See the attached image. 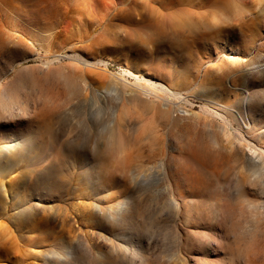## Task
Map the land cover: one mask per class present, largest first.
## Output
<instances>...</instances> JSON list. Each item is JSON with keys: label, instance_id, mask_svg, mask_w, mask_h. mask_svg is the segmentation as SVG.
Masks as SVG:
<instances>
[{"label": "rangeland", "instance_id": "1", "mask_svg": "<svg viewBox=\"0 0 264 264\" xmlns=\"http://www.w3.org/2000/svg\"><path fill=\"white\" fill-rule=\"evenodd\" d=\"M0 264H264V0H0Z\"/></svg>", "mask_w": 264, "mask_h": 264}, {"label": "bare ground", "instance_id": "2", "mask_svg": "<svg viewBox=\"0 0 264 264\" xmlns=\"http://www.w3.org/2000/svg\"><path fill=\"white\" fill-rule=\"evenodd\" d=\"M245 111H246V115L248 116V114H249V108L248 107H246V109H245ZM239 117L242 119V115L241 114H239ZM243 120V119H242ZM244 121V120H243ZM245 123V122H244ZM224 158H221V159H218L217 160V162H220V161H222ZM216 160V159H215ZM224 161H226V159H224L223 160V162Z\"/></svg>", "mask_w": 264, "mask_h": 264}]
</instances>
